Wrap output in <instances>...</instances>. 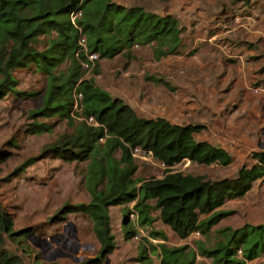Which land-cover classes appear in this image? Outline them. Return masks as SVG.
Wrapping results in <instances>:
<instances>
[{
	"label": "trees",
	"instance_id": "trees-1",
	"mask_svg": "<svg viewBox=\"0 0 264 264\" xmlns=\"http://www.w3.org/2000/svg\"><path fill=\"white\" fill-rule=\"evenodd\" d=\"M74 9L80 10L75 18L80 32L69 20ZM0 22L10 25L9 43L0 50V99L9 92L18 94L13 90L11 68L32 64L46 75L47 83L42 105L29 113L31 118L58 115L69 120L72 95L76 91L81 94V114L85 119L92 117L95 122L89 125L80 121L72 132L60 135L42 151L66 161L92 160L91 174L96 178L93 188L105 179L102 187L94 189L88 202L65 205L56 214L82 212L92 221V232L99 244L97 256L78 264H101L113 250L108 206L132 202L136 221L144 226L151 220L148 202L153 201L152 207L157 209L160 222L179 239H185L194 231L207 233L229 213L220 209L223 203L243 196L264 175V150L261 149L251 152L254 162L239 166L233 178L210 180L203 175L173 170L182 160L226 166L231 157L223 148L193 139V133L204 125H178L162 117H139L129 105L110 97L91 79H81L75 55L80 34L85 37L87 51L96 52L99 57L110 58L133 44L149 43L155 44L153 53L158 57L175 53L179 46L182 27L172 16H158L138 7L124 8L108 0H0ZM46 34L50 35L46 44L38 48V36ZM64 61L67 66L59 71L58 66ZM30 126L33 133L50 129L46 122L33 121ZM134 147L150 151L155 160L163 163L165 169L160 178L136 181L133 177L136 165L131 156ZM31 161L21 163L12 173L20 172ZM29 233V228L12 232L10 218L0 208V264H23L18 255L7 250L2 234H7L9 239L15 235L27 239ZM219 233L223 238L213 247L197 243L199 253L210 257L213 264H245L264 251V224H245ZM184 248L161 244L158 249L161 263L182 264ZM237 249L241 257L236 256Z\"/></svg>",
	"mask_w": 264,
	"mask_h": 264
},
{
	"label": "rangeland",
	"instance_id": "rangeland-1",
	"mask_svg": "<svg viewBox=\"0 0 264 264\" xmlns=\"http://www.w3.org/2000/svg\"><path fill=\"white\" fill-rule=\"evenodd\" d=\"M108 1L124 8L138 7L158 16H172L182 27L180 39H185L187 34L193 38L191 36L193 28L197 29L196 35L211 34V16L221 20V16L230 9L237 14H243L253 7L264 6V0ZM9 29V24L0 22V50L9 43ZM50 35L53 36L52 33ZM50 35L38 36V48L46 44ZM185 43L183 40L179 46L183 47ZM154 48V43L133 44L129 49L110 58L98 57V60L88 68L82 66L83 61L77 56L81 79H91L95 86L106 91L110 97H117L132 107L139 117L165 116L178 121L176 118L178 110L175 108L174 100L179 93L175 92V87L172 86L166 89L160 78V58L167 54L156 57L153 53ZM66 66L67 62L64 61L58 66V70L64 71ZM10 73L15 81L13 90L18 94L9 92L0 99V157L3 158L0 159V208L9 216L12 232L29 228L30 232L43 238L56 236L57 244L48 241L51 244L50 252L59 250L70 253L66 248H72L71 242H75L80 247L76 254L80 260L76 262L67 256H57L50 261L42 260L41 253L32 247L24 236L15 235L9 239L7 234H2V238L7 250L18 255L23 264H78L82 260L97 256L99 244L92 232V221L82 212L56 214L65 205L88 202L94 189L102 187L105 179L102 184L93 188L96 178L91 174L92 160L66 161L52 153L42 151L60 135L72 132L85 117L81 114L77 102V106L70 110L69 120L58 115L31 118L29 113L42 105L47 77L32 64L24 68H11ZM165 89L168 94L167 107L163 106L161 100L166 93ZM189 118L192 117L186 119ZM33 121L46 122L50 129L40 133L30 132V124ZM179 122L184 124L185 120ZM200 131L198 136L202 134V130ZM207 132L208 130L203 134ZM30 159L32 161L23 170L12 173L21 163ZM247 159L243 165L252 164L250 155ZM133 160L136 165L133 177L136 181L149 177L160 178L164 174V169L154 162L156 160L149 162L140 157H133ZM239 166L241 165L233 163L226 166L201 165L182 160L172 169L184 174L203 175L214 180L223 177L233 178ZM7 177L9 178L6 180ZM148 204L151 206L149 210L151 220L144 226L138 225L137 213L132 202L107 207L110 232L114 237L115 246L102 259L101 264H104L106 258L107 264H163L158 250L161 244L167 247L185 246L182 264H213L210 257H204L199 253L197 243L200 242L203 247L210 248L223 238L220 230L236 229L245 224H264V176L261 180L253 182L250 190L243 196L227 200L220 209L229 213L207 233L191 235L185 239H179L160 222L157 209L152 207L153 201H149ZM130 212L134 214L132 218ZM68 222L73 228L67 225ZM236 256L241 257V252ZM44 257H49V254L45 253ZM245 264H264V251Z\"/></svg>",
	"mask_w": 264,
	"mask_h": 264
},
{
	"label": "crops",
	"instance_id": "crops-1",
	"mask_svg": "<svg viewBox=\"0 0 264 264\" xmlns=\"http://www.w3.org/2000/svg\"><path fill=\"white\" fill-rule=\"evenodd\" d=\"M221 17L211 16V34L196 35L193 28V38L180 39L185 46L160 58L161 80L179 93L174 100L178 121L162 118L204 125L193 139L225 149L230 163L243 165L264 145V6L243 14L230 9Z\"/></svg>",
	"mask_w": 264,
	"mask_h": 264
},
{
	"label": "built area",
	"instance_id": "built-area-1",
	"mask_svg": "<svg viewBox=\"0 0 264 264\" xmlns=\"http://www.w3.org/2000/svg\"><path fill=\"white\" fill-rule=\"evenodd\" d=\"M80 15V10H76L74 9L70 14H69V20L70 23L73 25L74 28H76L79 32L80 29L75 25V18H77ZM77 45H78V50L75 53L76 56L82 55L83 58L82 59V66L84 68H88L91 64H93V62L98 60V54L96 52H89L86 49V42H85V37L84 35L80 34L77 40ZM73 108H75L77 106V102H80L81 99V94L79 92L73 91ZM78 107H79V103H78ZM80 109V107H79ZM86 123H88L89 125H95V122L93 121L92 117H86V119L84 120ZM99 141H103L102 138H99ZM131 156L132 157H140V158H144L149 162L154 161L155 159L152 157L151 152L150 151H146L143 150L139 147H134L131 149ZM188 162V160H185ZM156 163V165H158L159 167H161L162 169H165V166L163 165L162 162L160 161H154ZM130 217L132 218L134 216V214L132 212H130ZM199 232L198 231H194L192 232L189 236L191 235H198ZM236 254H240L239 249H237L235 251Z\"/></svg>",
	"mask_w": 264,
	"mask_h": 264
},
{
	"label": "water",
	"instance_id": "water-1",
	"mask_svg": "<svg viewBox=\"0 0 264 264\" xmlns=\"http://www.w3.org/2000/svg\"><path fill=\"white\" fill-rule=\"evenodd\" d=\"M259 148L264 150V145L260 146ZM67 225L73 228V225L70 222H68ZM72 238L75 239L74 237ZM27 240L32 247L36 248L41 253L42 260L50 261L56 258L57 256H67L69 258H72L76 262L80 260V258L76 256L80 247L75 242H71L73 245L72 248H66V250H68L70 253H64L59 250H54L53 252L49 251L51 244H49L48 241L57 244L58 240L56 236H49L48 238H43L30 232L29 234H27ZM45 253H48L49 257H44ZM104 264H107V258L104 260Z\"/></svg>",
	"mask_w": 264,
	"mask_h": 264
},
{
	"label": "flooded vegetation",
	"instance_id": "flooded-vegetation-1",
	"mask_svg": "<svg viewBox=\"0 0 264 264\" xmlns=\"http://www.w3.org/2000/svg\"><path fill=\"white\" fill-rule=\"evenodd\" d=\"M72 245V244H71Z\"/></svg>",
	"mask_w": 264,
	"mask_h": 264
}]
</instances>
